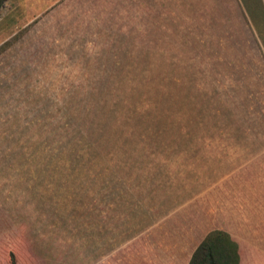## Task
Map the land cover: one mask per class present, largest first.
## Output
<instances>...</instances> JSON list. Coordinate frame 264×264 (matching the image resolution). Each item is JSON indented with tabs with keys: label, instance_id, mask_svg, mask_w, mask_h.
<instances>
[{
	"label": "rangeland",
	"instance_id": "1",
	"mask_svg": "<svg viewBox=\"0 0 264 264\" xmlns=\"http://www.w3.org/2000/svg\"><path fill=\"white\" fill-rule=\"evenodd\" d=\"M155 221L188 262L218 230L264 264L259 0H5L0 264L91 258Z\"/></svg>",
	"mask_w": 264,
	"mask_h": 264
},
{
	"label": "crops",
	"instance_id": "2",
	"mask_svg": "<svg viewBox=\"0 0 264 264\" xmlns=\"http://www.w3.org/2000/svg\"><path fill=\"white\" fill-rule=\"evenodd\" d=\"M264 12V0H260ZM155 221L153 225L123 227L122 237L113 238L115 228H110V235L104 241L106 252L92 255L66 256L64 264H188L187 243L179 242L177 228ZM136 230V231H133ZM112 233V236H111ZM135 233V234H134ZM103 242V241H101ZM188 253V255H187ZM187 255V256H186Z\"/></svg>",
	"mask_w": 264,
	"mask_h": 264
},
{
	"label": "trees",
	"instance_id": "3",
	"mask_svg": "<svg viewBox=\"0 0 264 264\" xmlns=\"http://www.w3.org/2000/svg\"><path fill=\"white\" fill-rule=\"evenodd\" d=\"M4 1L0 0V7ZM2 46L4 48L8 43L4 42ZM188 264H240L238 243L221 231H211L199 244Z\"/></svg>",
	"mask_w": 264,
	"mask_h": 264
}]
</instances>
